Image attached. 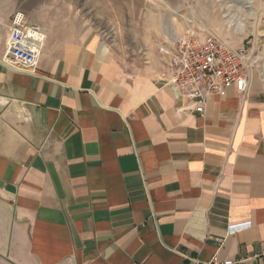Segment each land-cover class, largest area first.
I'll return each mask as SVG.
<instances>
[{"label": "crops", "instance_id": "1", "mask_svg": "<svg viewBox=\"0 0 264 264\" xmlns=\"http://www.w3.org/2000/svg\"><path fill=\"white\" fill-rule=\"evenodd\" d=\"M0 264H264V85L204 112L126 78L95 33L49 29L35 73L1 63ZM248 226L228 232L231 225Z\"/></svg>", "mask_w": 264, "mask_h": 264}, {"label": "rangeland", "instance_id": "2", "mask_svg": "<svg viewBox=\"0 0 264 264\" xmlns=\"http://www.w3.org/2000/svg\"><path fill=\"white\" fill-rule=\"evenodd\" d=\"M3 1L10 18L21 11L28 21L40 24L44 33L49 29L74 34L93 31L107 48L105 58L111 70L126 78L156 74L165 58L159 47L171 36L193 31L212 34L233 48L244 45L255 62L251 82L257 76L264 85V0Z\"/></svg>", "mask_w": 264, "mask_h": 264}, {"label": "built area", "instance_id": "3", "mask_svg": "<svg viewBox=\"0 0 264 264\" xmlns=\"http://www.w3.org/2000/svg\"><path fill=\"white\" fill-rule=\"evenodd\" d=\"M45 41L44 28L28 21L17 11L11 15L8 36L1 63L17 72L35 73ZM168 66L167 82L194 104V111L202 114L209 95L223 96L230 86L246 94L251 85V61L245 46L233 48L214 35L193 31L171 36L159 47ZM264 81V66H261ZM231 225L228 232L248 226ZM191 264H236L232 259L219 260L213 256L206 261L190 259Z\"/></svg>", "mask_w": 264, "mask_h": 264}]
</instances>
